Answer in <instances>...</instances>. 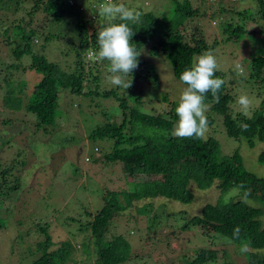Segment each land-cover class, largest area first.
<instances>
[{
	"label": "rangeland",
	"instance_id": "obj_1",
	"mask_svg": "<svg viewBox=\"0 0 264 264\" xmlns=\"http://www.w3.org/2000/svg\"><path fill=\"white\" fill-rule=\"evenodd\" d=\"M75 1L83 3L82 0ZM171 1L125 2L130 8L135 9L137 6L134 5H140L142 12H151L155 32L165 31L169 23L166 21H170L172 29L177 24L183 41L191 45L202 41L210 48L201 50L199 54L212 50L216 55V73H220L216 75L225 81V92L230 100L228 112L231 116L239 113L250 117L253 110L259 109V103L264 98L263 84L246 81L250 60L264 53V20H260L256 14L258 7L255 1L206 0L210 1L209 4L201 3V0H188L198 13L188 19L171 14ZM175 1L181 3L183 0ZM29 5L30 0H26L24 7ZM14 7L13 4L12 11L9 10L5 18L4 13L0 12L4 26L12 20L26 19L24 12H16ZM222 7L231 12H216ZM236 11L245 13L236 14ZM93 18H90L91 23ZM179 20H182L180 25ZM227 23L242 25L245 33L235 40H225L222 29ZM73 26L70 18L57 23L49 22L47 28L41 26L42 29L36 32L38 37L29 43L32 52L42 54L47 61L57 65L60 72L56 76L63 73L65 77L73 63V49L78 42ZM10 28L8 34L14 35L15 32ZM1 34L0 172L6 167L10 170L0 190V264H30L39 256L35 243L42 241L43 237L35 230L36 224L47 227L52 243L48 251L60 248L65 241L70 244L68 257L63 264H95L93 245L88 240L89 231L85 230V224L91 214L101 209L102 197L106 193H134L136 197L130 206L113 219L104 236L108 240L119 234L128 242L131 258L123 264H183L184 260L193 259L199 250L216 252L214 262L207 264L248 263L245 254L238 250L240 248L237 249L209 229L189 224V218L199 215L203 205L215 204L217 201L225 203L227 199L237 200L239 196L235 191L219 193L215 184L205 190L190 186L192 198L187 204L160 197L140 199L141 194L135 193L134 189L136 184L146 180L144 177H127L120 165L103 164L102 155L111 150L109 144L90 139L88 135L97 125L120 122L117 99L126 95L123 94L124 88L113 86L106 77L100 76L96 87L87 85L90 91L96 89L94 96L59 89L54 128H48L46 133L35 130L33 117L25 113L21 106L26 103L33 85L41 76L27 68L29 55L24 54L19 60L13 58L11 51L15 44L4 43ZM48 34L52 36L45 44L42 37ZM150 45L139 51V58L153 67L149 69L150 82L142 79L129 90L128 95L138 98V102L131 101L127 96L124 98L128 108L168 118L171 104L175 111L185 86L173 78L169 64L159 53L153 56L149 53ZM199 54L192 57L191 64ZM237 63L243 66V75L237 74ZM9 65L15 68L7 67ZM107 66V61L99 65L102 70L108 69ZM105 91H112V94L102 97L100 94ZM241 94H247L252 99L247 113L241 112L237 103ZM206 115L213 122L205 138L215 139L222 155L237 151L246 171L264 177V166L257 162V156L264 150V143L249 147L244 142H234L223 132L220 116L211 114L210 110ZM117 202L123 204L120 195L117 196ZM89 212L91 214L88 217Z\"/></svg>",
	"mask_w": 264,
	"mask_h": 264
},
{
	"label": "trees",
	"instance_id": "obj_2",
	"mask_svg": "<svg viewBox=\"0 0 264 264\" xmlns=\"http://www.w3.org/2000/svg\"><path fill=\"white\" fill-rule=\"evenodd\" d=\"M25 1L0 0V12L4 13V18L9 10L12 11L13 4L15 11L24 12L26 17V19L12 20L6 26L0 20V32L4 43L15 44L11 51L13 58L19 60L24 54L29 55L30 63L27 68L41 76L33 85L26 103L21 108L33 117L34 129L46 133L48 128H54L52 126L56 119L55 103L59 89H68L71 93L84 96L96 94V89L90 91L87 85L93 84L96 87L99 77L105 78L108 71L102 70L99 67L100 63L89 58L88 50L98 49L97 35L101 28L109 23L124 21L101 15L98 10L101 0H82L83 3L80 4L75 0H68L69 3L67 0H30V5L25 6L28 9L24 7ZM125 1L127 0H117L127 6ZM254 1L258 7L256 14L260 20H264L263 1ZM171 2V14L178 18L188 19L198 14L188 0H183L181 3L175 0ZM200 2L211 4L206 0ZM134 6H137L135 9L140 11L142 16L138 23L127 22L135 33L132 37L133 44L138 51L151 44L149 53L152 56L159 53L169 64L173 78L182 83L180 74L191 66L192 57L201 50L210 48L202 44V41L194 42V45L183 41L177 24L172 29L170 21H166L169 23L165 31L162 29L160 32L159 30L155 32L152 13L142 12L140 5ZM216 12L231 11L222 7ZM243 13L245 12L236 11V14ZM91 17H94L92 23ZM69 18L74 23L73 28L77 33L78 42L73 49V63L66 76L63 77V73L56 76L60 72L57 65L47 61L42 54L32 52L29 43L38 37L36 32L42 29L41 26L47 28L49 22L57 23ZM180 23L182 20L178 21V25ZM9 28L15 32L14 35L8 34ZM222 31L226 35L225 40H235L245 33L242 25L233 26L230 23L225 24ZM51 36L48 34L41 37L46 44ZM153 39H155L154 43H150ZM7 67L15 68L14 65ZM249 68L246 81L259 82L264 86V53L253 57ZM149 69L152 70L153 67L138 57V68L131 73L132 86L127 90L123 89V94L126 95L117 99L120 122H106L93 127L89 132L90 139L102 140L110 146L111 150L102 155L103 164L120 165L123 174L127 177H144L146 180L136 184L134 189L135 193L141 194L140 199L160 197L187 204L192 198L190 186L205 190L215 184L219 193L227 194L235 191L239 196L237 200L227 199L225 203L217 201L215 204H205L199 215L189 218V224L209 229L237 249H242L238 250L245 254L247 264H264V251H261L264 250V177H257L246 171L237 151L231 155H222L217 141L212 137L204 139L176 137L173 126L178 117L173 104L168 118L148 115L139 112L136 108H128L124 96L138 102L139 99L132 94L128 95V92L142 79L150 82ZM109 93L112 94V91H105L100 95L109 96ZM218 95L217 103L211 93H208L206 103L210 104L211 114L222 118L225 135L234 142H244L249 147H253L255 143H264V98L259 103V109L253 110L251 116L246 117L239 113L231 116L228 112L230 100L225 92V85L221 87ZM208 121L209 125L213 122L211 118H208ZM241 125H247V128L243 129ZM257 162L264 166V150L257 156ZM9 170L10 168L6 167L0 172V190L5 185L4 181ZM119 195L122 197L123 206L117 202ZM135 198L134 193H106L102 197L101 209L94 214L87 213L88 217L89 214L91 216L85 224L87 227L85 230L89 231L88 240L93 245L95 264H123L131 258L128 242L121 235L118 234L108 240L104 236L113 219L130 206ZM5 200L8 199L2 201ZM35 230L42 234L43 240L35 243L40 254L30 264H53L54 261L56 264H63L68 257L70 244L65 241L61 243L60 248L48 251L52 243L46 225L36 224ZM215 258V251L199 250L193 259L184 260L183 264H207L214 262Z\"/></svg>",
	"mask_w": 264,
	"mask_h": 264
},
{
	"label": "clouds",
	"instance_id": "obj_3",
	"mask_svg": "<svg viewBox=\"0 0 264 264\" xmlns=\"http://www.w3.org/2000/svg\"><path fill=\"white\" fill-rule=\"evenodd\" d=\"M99 13L110 19L124 21L109 23L101 28L97 35L98 49H89L88 56L98 63L108 62L107 81L113 86L129 89L132 86V75L138 68V57L141 53L132 42L135 33L130 27L138 23L142 13L126 6L117 0H101L98 5ZM218 70L217 57L212 50H206L195 56L189 68L180 74V81L186 85L180 94L175 109L178 117L174 135L178 138L204 139L209 130L206 113L209 105L206 96L211 93L215 102H219V91L225 81L216 76ZM238 75H243L241 64L235 65ZM130 78V79H129ZM240 111L247 113L252 105V99L247 94L239 95L237 99ZM243 129L247 125H241Z\"/></svg>",
	"mask_w": 264,
	"mask_h": 264
},
{
	"label": "built area",
	"instance_id": "obj_4",
	"mask_svg": "<svg viewBox=\"0 0 264 264\" xmlns=\"http://www.w3.org/2000/svg\"><path fill=\"white\" fill-rule=\"evenodd\" d=\"M67 1H68V0H67ZM69 1H70V0H69ZM69 1H68V2H69ZM70 3H71V2H70Z\"/></svg>",
	"mask_w": 264,
	"mask_h": 264
}]
</instances>
